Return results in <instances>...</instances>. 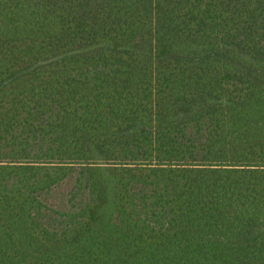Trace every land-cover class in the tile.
Listing matches in <instances>:
<instances>
[{
	"label": "trees",
	"instance_id": "16d2710c",
	"mask_svg": "<svg viewBox=\"0 0 264 264\" xmlns=\"http://www.w3.org/2000/svg\"><path fill=\"white\" fill-rule=\"evenodd\" d=\"M0 264H264V0H0Z\"/></svg>",
	"mask_w": 264,
	"mask_h": 264
},
{
	"label": "rangeland",
	"instance_id": "374dc122",
	"mask_svg": "<svg viewBox=\"0 0 264 264\" xmlns=\"http://www.w3.org/2000/svg\"><path fill=\"white\" fill-rule=\"evenodd\" d=\"M66 191V187L65 186H61L60 188H58L55 192V194L53 195V198L50 199L51 202H53L54 204H58L59 200L57 199L59 197V193L58 192H64Z\"/></svg>",
	"mask_w": 264,
	"mask_h": 264
}]
</instances>
